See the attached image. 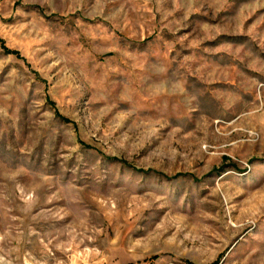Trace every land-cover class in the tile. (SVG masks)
<instances>
[{
	"label": "rangeland",
	"instance_id": "1",
	"mask_svg": "<svg viewBox=\"0 0 264 264\" xmlns=\"http://www.w3.org/2000/svg\"><path fill=\"white\" fill-rule=\"evenodd\" d=\"M0 264H264V0H0Z\"/></svg>",
	"mask_w": 264,
	"mask_h": 264
}]
</instances>
